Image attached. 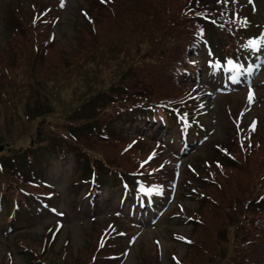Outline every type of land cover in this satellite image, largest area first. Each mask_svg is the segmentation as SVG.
<instances>
[{"label": "rangeland", "instance_id": "obj_1", "mask_svg": "<svg viewBox=\"0 0 264 264\" xmlns=\"http://www.w3.org/2000/svg\"><path fill=\"white\" fill-rule=\"evenodd\" d=\"M197 1L191 0L190 4ZM211 1L215 9H228L242 19L243 24L238 26L228 16L227 35L243 30L253 33V39L264 37V0ZM159 2L103 0L102 5L99 0H0V85H6L0 86V98L7 99L6 103H0V138H4L6 129L13 123L12 131L17 136H13V144L0 143V151L32 145L37 139L36 132L42 135L54 129L61 118L75 125L84 122L69 110L73 107L72 101L69 102L73 84H78L80 91L90 93L110 87L108 93L112 94L113 90L119 91L120 86H124L126 81L120 78L127 66L134 68L132 73L145 63L146 70L154 71V60L147 50L153 48L158 53L155 50L166 49L193 24L188 0H166L168 23L164 14L149 13L150 9H157ZM207 2L201 0L203 4ZM128 35L131 36L125 42L124 37ZM224 39L228 38L224 36ZM79 44L86 48L92 44V49L97 45L117 49L112 60L103 50L105 65L87 62V56L93 57L95 51L84 50L78 66L82 72L87 70L91 74L93 82L87 86L84 79L77 78L72 71L71 60ZM210 50L208 46L203 47V52L210 53ZM259 50L255 56L247 47L241 63L218 60L222 56L220 48L211 60L204 54V63L211 65L215 75L216 69L234 68L233 65L238 71L228 80L224 78L225 73L218 77L225 84L238 86L224 89L238 95H219L214 109L215 93L213 89L206 92L201 80L161 84L163 88L168 86L170 92L189 96L199 104L200 117L206 126V134L201 139L207 138L200 143L199 151L180 159L170 154L174 158L172 165H180L174 196H170V185L176 172L165 167V154L170 150L162 143L134 136L99 141L100 137L94 135L90 142L95 144L88 147L89 157L96 153L100 154V160L109 159V155L117 156L114 161L129 167L126 174L133 184L129 181L124 186L122 183L120 188L114 183L116 179H102L99 167H95L104 189L97 192L95 184L94 207L91 208L82 196L88 190L87 185L84 189L82 185L73 186L81 182L74 164L70 167L56 164V161L72 160L70 148L66 143H48L54 139L52 130L45 134L40 139V148L46 150L52 146V149L38 159L45 166L42 176L56 188L42 187L37 190L41 194L35 198L49 201L50 211L33 219L32 209L26 215V219L31 220L17 224L14 228L17 231L0 230V264H264V206L245 205L264 195V45ZM96 73H100L98 77ZM164 73V69H160L161 77ZM37 76L53 77L63 87L57 88L51 82L38 86L34 80ZM17 86H21L20 93ZM51 86L57 90L54 98L62 95L64 102L50 99L56 118L47 124L51 117L46 115L42 121L45 126L39 128L40 117L30 119L32 114L30 110L26 112L25 106H32L44 88ZM250 91L254 105L249 109L246 99ZM78 94L79 91L74 97ZM37 106L46 110L42 100ZM93 109L89 104L83 111ZM233 109L241 110L238 124L242 123V130L234 128L230 122L227 110ZM129 119L132 120L131 116ZM242 131L257 132L247 140ZM147 163L157 170L153 176L162 184L163 196H153L138 181V176L145 174L143 167ZM130 187L137 196L145 194V200H151L142 207L150 208L149 215L142 217L129 210L123 199L125 190ZM115 200L120 202L117 204ZM162 207L165 209L161 220L155 224L153 217ZM142 218L150 222L138 225ZM116 225L125 234H119Z\"/></svg>", "mask_w": 264, "mask_h": 264}, {"label": "trees", "instance_id": "obj_2", "mask_svg": "<svg viewBox=\"0 0 264 264\" xmlns=\"http://www.w3.org/2000/svg\"><path fill=\"white\" fill-rule=\"evenodd\" d=\"M197 2L191 5V0H188L187 6L190 5L189 9H192L193 17V24L188 32L176 38L166 49L162 51L155 50L158 53H155L152 50L153 48L147 50L151 56L159 57L152 58L150 56L154 60L152 66L154 71L146 70V64H142L141 62L140 64L142 65L139 69L132 71V73L131 70L134 68L127 66L125 73L123 75L121 74L122 76L120 78V80L122 79L121 81H126L124 86H120L119 91L116 89L113 90L112 94L108 93L110 87L105 91L90 93L89 90L80 91L78 89L79 85L73 84L74 87L69 94L72 96L69 102L72 101L70 105H73V107L69 110H71L73 116L78 115V119L84 120V122L80 125H75L72 121L61 118L58 124L54 126V129H48L42 135L40 131L36 132L37 139L32 145L17 149L15 147H9L6 151H0L1 231L4 233L12 232L17 224L29 222L31 219H26V215L32 209L34 210L32 215L33 219L39 218L44 213H49V201H40L35 197H39L38 195L41 194L37 190L42 188L44 183H50L42 176L45 166L38 159L42 154L50 153L52 149V146L46 150L45 148H40V139L44 138V135L48 132H51L50 130H52L54 139H51L48 143L56 145L66 143L70 148L68 149L70 151L69 154L72 156V160L66 161L64 159V162L56 161V164L62 167H70L74 164L79 175H81V182H75L73 186L82 185V189H84L85 184L90 189H93L94 184H97L99 189H104L103 185L99 182L100 176L95 167H99L100 172L103 174L101 176L102 179H116L117 181H114V183L119 185L120 188L121 182H124L126 179L125 183L128 184L130 179L126 177V172L129 170V167L126 164L121 165V163L114 161L117 156L109 155V159L100 160V154L96 153L92 158L89 157L88 147L95 144L90 142L94 135L100 137L99 141H105L115 136L141 137L148 142L150 139H153L157 141L155 142L156 144L160 142L167 148L168 146L172 147L175 149L176 154H188L194 147L199 150V143L196 141L203 136L205 129L197 111L198 104H195L192 99L188 98L189 96L184 97L174 94L169 91L168 86L163 88L161 84L167 85L166 83L168 82L180 84L183 81L197 82L199 79H202L207 84L212 85L211 76L208 75L210 65L204 63L205 58L203 56L205 53L203 52V47L208 46L211 48V53L208 54V59L210 60L214 57L216 49L220 48V54L222 56L218 60L227 59L241 63L245 57L246 45L250 40L256 39L252 38L253 33L243 30H235L230 35H227L226 20L228 16L238 26L243 24L242 19H239L235 14H231L228 9H215L211 0H208L205 4L201 3V0ZM149 13L164 14L165 21L168 23L166 0H160L157 9H150ZM133 27L136 28V26ZM252 28L255 32L256 29L254 27ZM129 36L131 35L124 37L125 42H127ZM224 36L228 39L225 40ZM211 40L216 44V47ZM236 43L239 48L234 47ZM90 46L92 44L87 45V48L85 45L79 44L78 52L73 55V59L71 60L73 66L72 71L77 78L81 77L84 79L82 81L85 86L93 82V79L90 77L91 74H88L89 71L82 72L78 66V60L83 56L82 53L84 50L89 52L95 51L94 56H87L86 61L96 62L97 65L106 64L103 60L104 52L107 54L106 57L111 60L114 59V55L117 52V49H110L109 47L103 48V45H97L96 49H92ZM253 52L255 55L260 50H253ZM160 69H164V77H161V74H159ZM229 71L237 70L230 69ZM99 74L96 73V77ZM34 80L38 86H45L51 82L53 85L58 86L57 88L63 87L53 77L37 76ZM34 85L36 86V84ZM64 85L67 86L68 82L65 81ZM0 86L6 85L1 84ZM17 87L20 93L21 86ZM210 87L213 88V86ZM77 91H79V94L75 98L74 96ZM56 94L57 90L52 86L45 87L44 91L35 98V103L32 106H25L26 112L30 110L32 114L30 119H38L40 117V123L42 125L39 128L45 126L42 121H45L46 115L51 117L47 121V124L56 118L53 113L54 106L50 99L58 100L61 103L64 102L62 95H59L58 99L54 98ZM80 98H82L79 102L80 104H77ZM40 100L46 105V110L44 111L40 106H37ZM6 101V97L0 98V103H6ZM89 104H92L93 111L88 110L86 112L85 110L84 112V108L86 106L89 107ZM85 113L87 115L83 117L82 115ZM129 116H131L132 120L129 119ZM38 122L39 120L37 124ZM14 125L15 123L12 124V126ZM12 126L9 124L4 138H0V143L13 144L15 142L13 138L17 136L12 131ZM238 135L235 134V136ZM183 136L185 138L184 140L189 143L181 147L184 141L182 139ZM143 169L146 172L140 176L144 177L151 169L149 163ZM127 189L131 190L130 188ZM130 199H132L131 195ZM247 206L255 208L256 205L251 203ZM259 206H264V200L263 203H259Z\"/></svg>", "mask_w": 264, "mask_h": 264}, {"label": "snow or ice", "instance_id": "obj_3", "mask_svg": "<svg viewBox=\"0 0 264 264\" xmlns=\"http://www.w3.org/2000/svg\"><path fill=\"white\" fill-rule=\"evenodd\" d=\"M221 2H223V3H227L228 0H221ZM250 2H251V0H250ZM246 23H247V21H245V24H246ZM261 45H264V37H262V38L259 39V40H250V41L248 42V44L246 45V47H250V48H252L253 50H257V51H258ZM229 64H232V62L229 61ZM233 67L235 68L236 66L233 65ZM233 79L235 80L236 77H233ZM252 100H253V94H252V92L250 91V92H249V102L251 103Z\"/></svg>", "mask_w": 264, "mask_h": 264}, {"label": "bare ground", "instance_id": "obj_4", "mask_svg": "<svg viewBox=\"0 0 264 264\" xmlns=\"http://www.w3.org/2000/svg\"><path fill=\"white\" fill-rule=\"evenodd\" d=\"M102 1H103V0H99V4H101V3H102Z\"/></svg>", "mask_w": 264, "mask_h": 264}]
</instances>
